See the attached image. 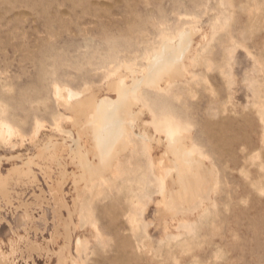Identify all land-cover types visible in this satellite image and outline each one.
Instances as JSON below:
<instances>
[{
  "label": "rangeland",
  "instance_id": "obj_1",
  "mask_svg": "<svg viewBox=\"0 0 264 264\" xmlns=\"http://www.w3.org/2000/svg\"><path fill=\"white\" fill-rule=\"evenodd\" d=\"M193 30L199 77L149 88L144 118H174L193 135L218 171L216 204L163 235L146 163L133 161L125 183L92 194L97 238L69 211L80 166L99 158L58 98L116 101L113 70H144L164 40ZM0 121L19 135L0 136V264H57L84 237L81 264H264V0H0Z\"/></svg>",
  "mask_w": 264,
  "mask_h": 264
},
{
  "label": "bare ground",
  "instance_id": "obj_2",
  "mask_svg": "<svg viewBox=\"0 0 264 264\" xmlns=\"http://www.w3.org/2000/svg\"><path fill=\"white\" fill-rule=\"evenodd\" d=\"M195 31L193 30L190 33L184 34L181 33L182 35L178 34L177 41L173 43H169L168 38L164 40L159 51L147 57L146 61L149 65L144 70L137 68L134 64H128L126 67L121 65L120 69L123 68L124 70L125 68V72L117 69L113 70L115 71L114 77L117 76V80L111 81L108 86L112 92L114 91L117 93L118 99L116 101L105 98V100L103 99L104 101L98 103L94 95L80 98L83 97L84 94L79 97L73 94L65 96L63 93L64 95L58 98L57 102H59L62 107L64 106L71 111L74 117L77 116L76 123L78 124V129L80 126L81 133L87 138V144L88 142L92 143L91 147L94 149L91 152H94V156L99 158V163L88 161V163L84 162L86 163L85 165H79L83 168L84 174L82 175V179H84L85 183L84 186L79 185V187H75L78 195L74 198L73 208L69 211L70 214H77L80 226L83 227L84 225L90 224L92 226L93 236L97 238L102 234L100 228L97 226V219L95 220L93 217L91 208L92 194L94 191L99 190L97 195L101 196L107 187L110 186V179H114L115 181L121 180L125 183L129 175L128 172L131 170H134L135 173L138 172L137 166L134 165L135 162H140L141 164L146 163V166L144 164V168L146 170V180L150 185L149 192L154 190L158 194V199L155 203L158 215L154 222L157 224L159 232L163 233V235L169 236L173 226H179L181 223L191 221L192 219L190 220V217L197 216L196 214H199L201 211L204 212L206 208L208 209V207L212 205L214 207V204H216L215 196L221 190L218 171L214 164L208 162V158L210 157L203 152L198 144H196L193 135L181 123L176 122L174 118L167 120L161 119L157 124H155V118L151 114L149 116L150 119L153 120V123L146 121L144 118L148 110L147 91L149 88H154V91L165 90L169 89L176 81L180 82L193 77V81H195L196 73H194L193 69L198 65L200 53L203 52V49L200 52L199 49H196L191 44L192 37L196 35ZM210 36L207 37L208 41ZM205 51L207 50H204V52ZM208 63L209 62H207V64ZM126 79H130L131 81L128 83ZM89 87L93 89L92 86ZM70 96L72 98L71 100L69 99ZM72 100H74L75 103H73ZM140 105L143 106V111H138ZM145 108L147 110H145ZM148 112L150 113V111ZM57 120L58 119H56V122ZM76 123L74 122L73 124ZM4 124L0 126V136L3 141H9L11 137L18 135V131H15V129L13 130L12 126L10 128L7 126V123V125ZM153 124H155L156 135L151 133V126ZM61 129L58 123V130ZM66 133L68 135V132ZM78 136H80V134H78ZM87 144H85L84 147H78V149H86V153L84 154L90 152ZM61 164L63 165V163ZM79 166H76L77 169ZM73 175V183L76 184L77 174L74 173ZM60 176L65 175L61 174ZM82 176L79 175V178ZM1 181L2 178L0 176V182ZM80 181L82 180L80 179ZM64 195L66 196L65 193ZM63 200L64 196L62 197V201ZM27 208L28 207H26V209ZM162 214L165 216H162ZM26 216L29 217L27 214ZM22 219H24V217ZM143 227L144 226H142L141 230H143ZM67 230H69V228ZM171 235L173 236V234ZM60 236L62 237V235ZM67 238L66 235V239ZM86 241V237L83 239L76 238V254L74 253V255L71 251H68L66 255L62 254L60 258L58 257L57 264H81L80 258L78 257H81L83 252L85 253L88 251ZM166 241H164V243ZM69 244H71L70 240ZM37 246L39 247V245ZM63 248L68 250L67 247ZM48 254H50V252Z\"/></svg>",
  "mask_w": 264,
  "mask_h": 264
}]
</instances>
